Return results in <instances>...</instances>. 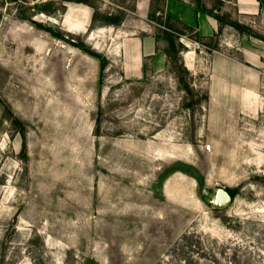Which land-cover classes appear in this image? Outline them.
I'll list each match as a JSON object with an SVG mask.
<instances>
[{"label":"rangeland","instance_id":"rangeland-1","mask_svg":"<svg viewBox=\"0 0 264 264\" xmlns=\"http://www.w3.org/2000/svg\"><path fill=\"white\" fill-rule=\"evenodd\" d=\"M135 1L0 0V264H264V0L210 39ZM143 32L166 65L131 80Z\"/></svg>","mask_w":264,"mask_h":264},{"label":"crops","instance_id":"crops-1","mask_svg":"<svg viewBox=\"0 0 264 264\" xmlns=\"http://www.w3.org/2000/svg\"><path fill=\"white\" fill-rule=\"evenodd\" d=\"M216 1L223 2L226 8L231 7L237 21L240 15L241 22L249 16L260 14L262 10L261 0H136L135 6L141 14L153 11L190 27L200 39H210L222 33H230L231 36L236 34L237 31L232 26L221 23L223 10L215 8ZM63 17L65 25L70 23L73 28L79 29L89 23V9L83 4L78 7L70 5ZM115 52L122 54V69L125 77L131 80L144 76L148 61H152L153 69L157 72L162 71L166 65V52L161 48L160 38L151 33L143 32L125 38L116 47Z\"/></svg>","mask_w":264,"mask_h":264},{"label":"trees","instance_id":"trees-1","mask_svg":"<svg viewBox=\"0 0 264 264\" xmlns=\"http://www.w3.org/2000/svg\"><path fill=\"white\" fill-rule=\"evenodd\" d=\"M78 3H83L86 5H89L88 0H77ZM262 1H260V5L262 6ZM221 20V19H220ZM232 27H234L235 29L239 30V31H243L244 27L242 25H240L239 23H231L230 24ZM186 29H191L190 27L186 26ZM84 51L86 53H88L91 56H94L95 58H99L100 59V55L98 53H95L94 51H90V50H85ZM101 60V59H100ZM101 65H102V69L105 68V66L107 65V61L102 59L101 60ZM25 130L22 129V137L25 138ZM24 149H26V145L25 142L23 143ZM226 191L230 194V196L232 197V199H234L237 195V190L236 189H230V188H226Z\"/></svg>","mask_w":264,"mask_h":264},{"label":"water","instance_id":"water-1","mask_svg":"<svg viewBox=\"0 0 264 264\" xmlns=\"http://www.w3.org/2000/svg\"><path fill=\"white\" fill-rule=\"evenodd\" d=\"M220 197L222 198L221 202L219 203V205H216L218 208L227 207L231 203V201L233 200L232 197L230 196V194L226 190L225 191L223 190V194L220 195Z\"/></svg>","mask_w":264,"mask_h":264},{"label":"bare ground","instance_id":"bare-ground-1","mask_svg":"<svg viewBox=\"0 0 264 264\" xmlns=\"http://www.w3.org/2000/svg\"><path fill=\"white\" fill-rule=\"evenodd\" d=\"M222 194H223V190L219 189L218 192H217V195H216V197L214 199V205H219V203L221 202V199H222L221 198L222 196L220 197V195H222Z\"/></svg>","mask_w":264,"mask_h":264},{"label":"built area","instance_id":"built-area-1","mask_svg":"<svg viewBox=\"0 0 264 264\" xmlns=\"http://www.w3.org/2000/svg\"><path fill=\"white\" fill-rule=\"evenodd\" d=\"M197 45H199V44L197 43Z\"/></svg>","mask_w":264,"mask_h":264}]
</instances>
